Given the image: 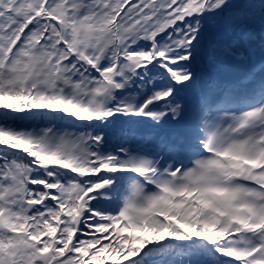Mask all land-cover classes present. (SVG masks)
<instances>
[{
  "label": "snow or ice",
  "instance_id": "obj_1",
  "mask_svg": "<svg viewBox=\"0 0 264 264\" xmlns=\"http://www.w3.org/2000/svg\"><path fill=\"white\" fill-rule=\"evenodd\" d=\"M0 264H264V0H0Z\"/></svg>",
  "mask_w": 264,
  "mask_h": 264
}]
</instances>
